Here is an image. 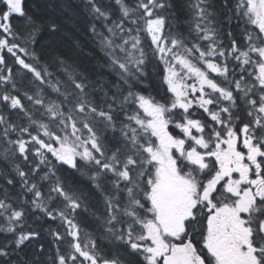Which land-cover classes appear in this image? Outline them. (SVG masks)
Instances as JSON below:
<instances>
[{"label": "snow or ice", "instance_id": "obj_1", "mask_svg": "<svg viewBox=\"0 0 264 264\" xmlns=\"http://www.w3.org/2000/svg\"><path fill=\"white\" fill-rule=\"evenodd\" d=\"M176 8L0 0V264H264V0Z\"/></svg>", "mask_w": 264, "mask_h": 264}, {"label": "trees", "instance_id": "obj_2", "mask_svg": "<svg viewBox=\"0 0 264 264\" xmlns=\"http://www.w3.org/2000/svg\"><path fill=\"white\" fill-rule=\"evenodd\" d=\"M37 7L43 9L44 0H35ZM177 8V14L181 17L184 16L183 5L186 0H175ZM76 38H79L83 44L84 51L81 53L79 50H73L71 47L72 41L65 39L61 36H56L53 38L54 42L59 44L62 47V50L68 53L73 59H77L78 61L87 62L91 59V55L95 54V50L92 48L90 43L86 40V38L79 33L75 34Z\"/></svg>", "mask_w": 264, "mask_h": 264}]
</instances>
